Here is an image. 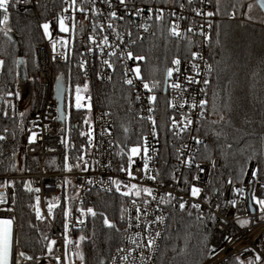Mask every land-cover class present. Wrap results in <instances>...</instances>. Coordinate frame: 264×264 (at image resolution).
Here are the masks:
<instances>
[{
  "label": "trees",
  "instance_id": "trees-1",
  "mask_svg": "<svg viewBox=\"0 0 264 264\" xmlns=\"http://www.w3.org/2000/svg\"><path fill=\"white\" fill-rule=\"evenodd\" d=\"M135 1L169 4L182 0ZM254 3L257 4V0H221L219 13L210 21L212 42L208 45V56L213 62L214 71L206 97L209 100L207 119L202 120L201 133L209 139L207 157L217 155L221 158V166L215 174V181L220 184L229 178L239 181L237 177L241 164L250 156L264 159V12L257 4L256 10L252 8V19L249 20L246 15L247 5ZM65 6L64 0H35L34 7L23 12L11 7L8 25L11 31L7 37L0 32V59L6 61L4 71L0 73V133H5L8 139L0 142V174L28 169L34 171L38 168L39 159L27 155L25 151L30 133L28 121L20 116L19 99L15 95L7 96L6 93H18L20 80L27 81L28 94L34 100V108L36 107L39 80L35 46L43 42L42 22L59 15ZM233 6L236 12L234 19L230 16ZM210 9L216 10L215 0H212ZM169 28L168 20L159 22L155 31L136 46L137 52L147 57V63H142L141 68L145 79L160 81L155 94L163 131L169 115L168 97L164 93L165 70L172 66L174 58H191V51H196L200 42L193 31L186 32L183 39H178L169 34ZM70 44L67 61L54 66V78L56 82L63 77L62 84L72 91L77 84L81 86L88 79L78 67L84 41L74 36ZM17 60L24 63L17 64ZM122 80V68L119 66L111 81H95L94 84L96 107L110 109L115 120L118 153L126 144L131 146L136 143L141 131L145 134L144 124L137 118V104L133 103L134 89L130 90ZM62 93L63 103L65 94L64 91ZM130 93L132 100L128 98ZM5 101H11L16 106L14 114ZM213 105L217 115L212 114ZM4 111L8 112L7 117L2 114ZM68 111V123L61 120L60 126L67 151L63 156L48 159L50 170H64L67 169L66 165H75L78 163L76 157L83 155L86 150V135L81 133H87L88 124L84 121L90 118L91 112L87 108L77 110L74 105ZM221 112L225 115V121L212 124L211 121L218 120ZM125 127L129 129L128 133L124 132ZM5 128L8 129L7 132H4ZM214 132H221L222 136L217 139ZM126 136L129 139L126 140ZM228 143L232 144L231 149L227 148ZM76 168L72 167L71 170ZM261 175L264 176V173ZM28 186L23 179L18 180L14 199L20 226L21 250L36 258L48 254L47 245L54 240V235L47 221L37 218L35 194L34 191H28ZM122 202L127 207L128 201L116 191L95 190V210L105 213L110 220L116 222L121 227V233L106 228L101 216L90 218L87 227L82 230L83 235L88 237L83 242L87 264H99L101 259L107 260L121 244L125 227L119 220ZM63 206L64 200L61 209ZM188 211L193 213L192 217L187 215ZM197 212L205 216L212 214L206 209L184 212L172 207L169 209L168 225L155 264H203L211 257L204 255L201 249L205 238L208 240V248H212L210 237L215 222L208 223L206 229L198 226L195 220ZM61 216L62 212H58L56 217L59 219ZM235 257L236 255H232L220 264H235ZM23 264L35 263L27 261Z\"/></svg>",
  "mask_w": 264,
  "mask_h": 264
},
{
  "label": "built area",
  "instance_id": "built-area-1",
  "mask_svg": "<svg viewBox=\"0 0 264 264\" xmlns=\"http://www.w3.org/2000/svg\"><path fill=\"white\" fill-rule=\"evenodd\" d=\"M35 0H29L28 3L14 5V10L23 12L28 10L29 8L34 7ZM80 0H77L79 4ZM113 3L116 5V10L118 15L124 14V9L119 6L118 0H113ZM130 5L128 11L131 12V5L135 4L140 8L145 9V13L141 16H132L129 18L125 16L124 21H112L115 25L119 27V30L122 35L125 36L124 45H121L122 50H131L134 54H139L136 50V46L142 42L148 35L155 31L157 24L160 21H156L154 19V14L148 13L146 11L147 8H164V20H168V23L171 27L173 21L177 25H179V31L181 32V37L178 39H183L186 36V29L191 27L193 32L199 37L200 42L198 44L197 50L202 53L203 61H196L201 66V75L196 77L201 81L204 78H209L207 71L204 69V63L212 64L213 62L210 60L208 56V43L204 40L203 36L200 35L201 26L205 31L210 32L208 28V24L213 19V17L207 16H197L193 8H202L204 12L211 11V4L208 3V0H204V3H201V0H192V4L189 6L187 0H182L178 3H169V4H160V3H147V2H138L135 0H128ZM180 3H184L185 7L181 9L179 7ZM88 5H86L87 7ZM97 7L103 9V15L99 17H94L91 12H87L81 14L79 12L76 13V31L75 37L84 41L82 54L80 56V62L83 59H87L88 64L87 75H85L88 79V84L90 87L89 94L87 96H91V115L90 121L91 125L88 124L87 132L90 127L92 130V144H89V137L86 135V150L83 153L84 161H87V171H82V167L85 165L82 161L81 167H77L74 170L68 171L64 170H50L48 168V159L50 157H60L66 154L67 144L64 139L63 134L60 131L62 113H61V103L58 97L56 96L55 91V78H54V66L59 63H64L67 60L63 58L62 53L67 51L68 55L71 50V40L72 33H61L59 31L58 23L56 22V18L58 15L51 17L47 22H51L50 31L52 33V39L50 40L47 36L43 34V42L41 44H37L35 46V54L37 59V67H38V101L36 107L32 112L28 115V131L30 133V137L33 133L36 134L34 140H29L26 144L25 151L26 154L32 157H37L39 159L38 168L36 170H26V171H18V172H7L5 174H0V184H2L5 180L9 181V183L14 181V186L10 189L0 188V192H5L6 197L9 201L12 200L16 193V182L20 179H23L28 184H30L31 188L36 189L39 188L40 191L37 193L34 191L35 197L39 195L43 215L46 217L45 220L49 224L51 230L53 231L54 240L56 244L54 245L53 252L51 255L44 254L42 256L36 257L33 262L35 264H56L54 257L57 255H62L64 252V235L73 241L79 243V237L83 235L82 230H84L89 222L91 216L89 215L87 218L81 217V219H85V224L80 225L77 223V216L79 215L76 209L78 207H93L94 201V192L95 190L101 192H112L115 191V185L109 184V178L119 179L128 182V178L125 173L119 170L120 165L124 163L126 157H121L118 154L116 147V137H115V120L112 115H105L106 113H111V110L108 108H99L96 107L95 102V94L96 91L94 89L95 81L100 82H109L107 79L108 76L112 78L115 75V72L112 69L107 68L101 64L102 59H111L114 63L115 68H117L122 64H127L129 68L135 67V63H140L142 68V62H133L131 60H118L116 57H108L104 55L101 57L99 53V49H96L95 52L89 53L87 48L90 46L88 37L89 35H95L97 40L100 41L103 35H108L109 40L112 43H118L115 40V33L111 29H107L108 20V10L106 5L101 3V0H97ZM170 12H175V16H171ZM61 14V13H60ZM59 14V15H60ZM71 9L69 13H64L66 17H70ZM148 15H153L152 20H148ZM87 16V19H85ZM147 21L151 27L147 32L143 29L138 28L136 25L144 23ZM71 28V19L69 18L66 21ZM95 22L97 25L103 23L105 25V30L103 33L100 32L99 28L96 29V32L92 31V23ZM131 28L133 33L132 40H135V44L131 45L127 36L125 35V31L128 28ZM43 33V28H42ZM143 36V40H139L137 37ZM67 39L69 41L68 47L65 48L64 45L60 42L61 38ZM177 38V37H176ZM56 41V49L55 51L52 48V42ZM94 47V46H93ZM110 51V49L105 48V53ZM55 57V59L53 58ZM68 59V58H67ZM191 58L184 59L182 61V73L180 80L184 82V76L193 75L194 72L189 70V62ZM172 67V66H171ZM84 73V70H82ZM103 76L104 79H100L99 77ZM132 74L129 73V77ZM176 74H173V80L175 79ZM112 80V79H111ZM134 84L136 85L134 89V94L139 92L142 99L140 102H136L138 111L143 108L144 112L139 114H143L145 116L148 115L147 108L149 106L147 101V96L149 93L145 89L142 88L138 82L134 80ZM204 87L201 84H193L188 85L189 91L184 93V97L188 99L189 104L192 99L195 98L198 102L200 99L205 98L202 93H200V88ZM66 88V87H65ZM167 97L168 102L174 101L179 104L182 102L181 98L173 92L171 88L167 87ZM87 103V101H84ZM156 111L154 113L156 121H157V129L160 132L159 143L153 140V137L149 134L150 122L146 119L142 121L145 127V135H148V142L150 146H155L159 148V157L154 158L153 161L150 162V167L158 168L160 170L161 176L163 177V187L161 188L159 182H153L151 180H142L140 183L158 189V191H172L173 195L180 197L182 196L184 200L189 201V203H200L201 209H206L212 214L214 213L216 216L214 228L210 237V245L216 247V251L218 253L217 256H211L207 261L203 264H220L224 260L228 259L232 255L240 256L242 254V258H253L257 253L264 256V220H261V213L259 211V205H256L253 200H251L249 193L253 190L252 181L249 178L251 172L253 171V165H255L256 161L251 160L249 167H247L246 172L249 173V177L243 178V183L240 181L234 180V185H229L227 183L228 179L223 183H219L215 181V174L221 166V158L217 155H213L207 157V149L200 147V158H198V162L205 167V172L200 174L199 181H193L197 186L202 188V192L198 198H193L190 196V192L188 191V186L185 185L182 180L179 184H176L175 181H172L169 177V173L174 169L179 168V171L176 172L177 179L181 178V173L188 176L189 181H191V177L193 173L187 172L184 168L180 167L179 161L176 158L175 152L177 148H180L183 144H188L189 148L185 151L187 155L188 151L194 150L197 146L191 140V136L199 135V137L205 141L206 144L209 143L208 137H206L200 131L197 133L195 131L184 132L181 136H174L171 131L168 130L170 125L169 117L175 116L178 121L182 120V113H188L190 118L195 121L193 127L200 126L202 123V119L198 118V113L200 112L199 108L190 109L188 105H185L183 109L176 108L172 109L168 105L169 115L166 120L165 130L161 129L160 117L158 114V105L156 101ZM109 129L111 135L102 134L104 129ZM0 135H7L5 133H0ZM8 139L0 142H6ZM111 142V143H110ZM94 145V146H93ZM150 155L152 153L150 152ZM211 160L216 161V166L212 167ZM98 162V163H97ZM110 167H107L109 165ZM142 162L137 158V165L134 166L133 171H136V167L139 166ZM66 179L68 181L73 182V187L71 184H68V189L66 188ZM86 180H93L94 183L92 185H88L85 183ZM102 182V183H101ZM264 183V181H261ZM234 187H242L244 188V193L242 195H238L234 191ZM111 188V191H105V189ZM90 189V190H89ZM255 195L259 198H264V190L260 188L259 185H256L254 188ZM58 198V199H54ZM64 200V206L62 209L66 210L71 207V215L69 217H65L61 204ZM236 200V206L232 207L229 204V201ZM81 201H83V205H81ZM57 203L58 207L53 209V213L49 214L47 210L48 203ZM175 203V202H174ZM36 204V201H35ZM219 204L220 207L217 209L216 205ZM9 206L15 208V211L12 213H8L5 209ZM130 205L127 204V207ZM155 208V204L153 203L150 206L149 211ZM171 207L167 205L161 206V211L155 213L154 215H163L166 220L164 223L159 225L158 230L161 232L162 239L157 241L158 248L160 249L163 237L165 235V231L168 225V211ZM252 208L254 210H252ZM95 209V208H94ZM175 209V208H174ZM191 208H187L185 211L190 210ZM62 212V216L58 219L57 213ZM133 216L135 212L133 211ZM15 215L17 220L15 222V230H14V240H18V244H14V248H19L20 246V226L18 222L17 216V205L16 202L12 205L9 203L0 204V216H11ZM55 216L53 219L52 216ZM149 219H154V216L149 217ZM248 219L250 220L249 224L239 225L237 223L238 220ZM65 223L68 224V228L65 229ZM140 231V229L133 228L129 232L124 233L122 236V242L127 247V243L124 241V237L131 235L132 233ZM70 252L75 251V245L68 246ZM80 249L83 250V243L80 244ZM245 249H249L250 251H245ZM158 251L155 252L153 257V261L149 262V264H155L157 260ZM116 255V250L113 252L112 256ZM147 255V253H146ZM28 260H23L22 264L27 262ZM75 264H82V262L75 258Z\"/></svg>",
  "mask_w": 264,
  "mask_h": 264
},
{
  "label": "snow or ice",
  "instance_id": "snow-or-ice-1",
  "mask_svg": "<svg viewBox=\"0 0 264 264\" xmlns=\"http://www.w3.org/2000/svg\"><path fill=\"white\" fill-rule=\"evenodd\" d=\"M29 0H0V10H3V17L0 19V25H3V27H0V32H3L4 35L7 37L11 31V28L9 25V9L13 7L14 5L19 4H26ZM188 5L190 6L192 4V0H187ZM259 6L261 9H264V0H258ZM64 3L66 4L65 7L61 9V14L57 16L56 22L59 26V31L61 33H69L71 31L72 36L74 38L77 21H76V13L79 12L81 14L91 12L94 17H99L103 15V9L100 7H97V0H80L79 4L77 3V0H64ZM101 3L103 5H106L108 10V20L107 23V29L113 30L115 33V40L118 41V43H112L109 40L108 35H103L102 39L100 41L97 40L95 35H89L88 41L90 46L87 48V51L89 53L95 52L96 49H99V53L101 57L104 55H107L108 57H116L118 60H131L134 63L135 62H142L147 63V57L145 55L141 54H134L131 50H122L121 45H124L125 42V36L121 34L119 27L115 25L112 21H124L125 16H128L131 18L132 16H141L145 13L144 8H140L136 6L135 4L131 5L132 11L129 12L128 9L130 7L128 0H118L119 6H121L124 9L123 15H118V12L116 10V5L113 3V0H101ZM201 3H204V0H201ZM208 3L211 4L212 0H208ZM86 5H88L86 7ZM179 7L183 9L185 7L184 3H180ZM221 7V0H215V11H207L204 12L202 8H193L192 11L195 12L197 16H207V17H214L216 16ZM248 13H246L249 20L252 19L251 11L253 8L252 4L247 5ZM71 9L70 17H66L64 13H69V10ZM146 11L148 13L154 14V19L156 21L163 22L164 21V8H147ZM171 16H175V12H170ZM231 18H235L236 12H235V6H233V11L230 13ZM71 19V28L69 27V24L66 22L68 19ZM85 19H87V16H85ZM148 20L153 19V15H148ZM138 28L143 29L145 32L149 30L151 25L145 21L144 23L136 25ZM51 22H45L42 25L43 28V34L47 36L50 40L52 39V33L50 31ZM99 28L100 32L103 33L105 30V25L103 23L97 25L95 22L92 23V31L93 33L96 32V29ZM208 28H212V24H208ZM193 29L191 27H188L186 29V32H192ZM169 34L172 37H181V32L179 31V25L175 23V21L172 22L171 27L169 28ZM125 35L127 36L129 43L131 45L135 44V40H132L133 33L131 31V28L129 27L125 31ZM200 35L203 36L204 40L211 45L212 42V36L211 33L208 31H205L203 29V26H201ZM219 33H217V36ZM139 40H143V36L137 37ZM60 42L64 45L65 48L68 47L69 41L67 39L61 38ZM56 41L52 42V48L55 51L56 49ZM74 39H73V47H74ZM217 43H219V40H217ZM189 44L191 45V41H189ZM94 46V47H93ZM105 48L110 49L107 53H105ZM63 58L67 60L68 53L67 51L62 53ZM55 59V57H53ZM203 61L202 53L199 51H191V59L189 62V70L191 72L195 73V76L193 75H186L184 76V82L182 83L180 80L181 73H182V61L179 57L174 58L171 61L172 67H168L165 70V86L168 88H171L174 93H176L182 100L181 103L177 104L174 101H169L168 105L172 109L180 108L183 109L185 105H188L190 109H196L199 108L200 112L198 113V118L202 120H206V110L207 106L209 104V100L207 97L208 88L211 85L212 81L210 79L211 74L213 73L214 69L212 64L204 63V69L208 73L209 78H204L202 81L200 79H197L196 77H199L201 75V66L196 61ZM17 64L24 63L22 60H17ZM6 61L4 59H0V73L4 71ZM88 64L87 59L81 60L78 67L82 70H84V74L87 75V68L86 65ZM101 64L103 66H106L109 69H112L113 72L116 71L114 63L111 61V59H102ZM122 73H123V80L122 83L124 85H127L129 89L131 90L136 85L134 84V80L138 82L140 85H142V88L149 93L147 96L148 101V108L147 113L148 115L145 116L143 114L138 115V119L140 121H144L145 119L150 122V129L149 134L153 137V140L156 141V143H159V136L160 132L157 129V121L155 118V111H156V101L157 96L155 94V90L159 88L160 81L156 79H152L151 81H148L145 79V77L142 74L141 64L135 63V67L129 68L127 64H122ZM153 71H156L153 69ZM129 73L132 74L131 77H129ZM176 74L175 79L173 80V74ZM100 79H104L103 76L99 77ZM63 79V77L58 78V84H57V90L58 93L62 88V84L60 81ZM107 79L111 81L112 77L108 76ZM203 84L204 87L200 88V93L204 95L205 98L200 99L198 102L195 98L192 99L191 103L189 104V101L187 98L184 97V93L189 91L188 85L193 84ZM89 89V85L85 83L83 85V88L79 84L75 87V108L77 110L82 108H87L89 112H91V96H83L81 95L82 92H87ZM7 96H17L19 93H13L11 91L6 93ZM215 97V93L213 94ZM129 100H132L131 93L129 94ZM142 99L139 92L135 94L133 103L140 102ZM87 101V103H84L83 101ZM5 103L9 104V106L12 109L13 114L16 111V106L11 103V101H5ZM71 107V103L69 104ZM131 107V105H130ZM140 113L144 112V109L141 108L139 110ZM5 117L8 116V112L4 111L2 113ZM213 115H217L216 107L213 105ZM24 113L21 112L20 116L23 117ZM105 115H111V113H106ZM170 125L168 130L173 133L174 136H181L184 132H199L200 127H202V124L197 127H193L195 121L190 118V115L188 113H182V120L178 121L175 116L169 117ZM225 121V115L221 112L219 114L218 120L211 121L212 124H217L220 122ZM85 124L91 125L90 119H85ZM8 129L5 128L4 132H7ZM124 132L128 133L129 129L127 127L124 128ZM102 134L111 135V132L109 129H104ZM81 135H87L89 137V144H92V130L91 127L87 133H81ZM213 135L219 139L222 136L221 132H214ZM36 134L33 133L30 137L31 140L35 139ZM7 137L5 135H0V141L6 140ZM126 140L129 139L127 136L125 138ZM191 140L194 142V144L197 146L194 150L188 151L187 155L185 154V151L189 148L188 144H183L180 148L176 149L175 155L177 160L179 161L180 167L184 168L187 172L193 173L191 177V181H189L188 176L181 173V178L177 179L176 172L179 171V168L174 169L172 172L169 173V177L172 181H175L176 184H179L182 180V182L188 186V191L190 192V196L193 198H198L202 192V188L197 186L196 183H193V181H199L200 180V174L205 172V167L202 166L201 163L198 162V158H200V147L207 149L208 144L205 143L204 140H202L199 135L191 136ZM111 143V142H110ZM94 146V145H93ZM228 149L232 148V144L228 143L227 145ZM125 148H127V151H125ZM150 152L152 155H150ZM121 157H126L124 160V163L120 165L119 170L126 174L128 178V182L125 183L124 181H121L119 179H112L109 178V184L115 185V191L117 193H120L121 197L128 201L129 207H125L123 202L121 203L120 207V216L119 220L122 222L125 227L123 228V232L127 233L131 229L136 228L140 229V231H136L132 233L131 235L125 236L124 241L127 243V247L124 243H121L116 247V255L110 256L107 260L101 259L99 261V264H149V262L153 261V257L155 255V252L159 250L157 241L162 239L161 232L158 230L159 225L164 223L166 218L163 215H154L157 212L161 211L162 205H167L172 208H175L176 210L180 212H184L187 208L201 209L200 203H189V201H186L183 199L182 196L177 197L173 195L172 191H158V189L146 186L139 181L142 180H151L153 182H159L160 187H163V177L161 176L160 170L158 168L150 167V162L153 161L154 158L159 157V148L155 146H150L148 142V135H145L143 131L139 134L137 138V142L132 144L131 146H128L127 144L125 147H122L120 149V152L118 153ZM15 155V153H13ZM137 158L142 162L139 166L136 167V171H133L134 166L137 165ZM67 159V157H66ZM252 159L256 160L255 165H253V171L250 174L245 171L247 167H249L250 161ZM76 160L78 163L75 165H66L67 170L71 171L72 167H81L80 161L83 162L85 165L82 167V171H87V161H84V158L82 155H78L76 157ZM212 167L216 166V161L211 160ZM98 163V162H97ZM107 165V167H110ZM15 166L13 165V168ZM264 173V159H262L259 156L252 157L250 156L248 159H246L239 169V175L237 179L243 183V178L249 177L252 181L253 190L249 193L251 200L254 201L256 205H259V211L261 213V220H264V198H259L255 195L254 188L256 185H259L262 190H264V183L261 181L264 180V176L261 174ZM65 183H71V181H65ZM86 184L92 185L94 183L93 180H86ZM102 183V182H101ZM227 183L229 185H234V181L232 178H229ZM12 186H14V181L9 183V181L5 180L2 184H0V188L3 189H10ZM90 190V189H89ZM111 188L105 189V191H111ZM28 191L32 192H39L40 189L36 188L33 189L30 187V184L28 186ZM235 193L238 195H242L244 193V188L242 187H234ZM58 199V198H54ZM35 210L37 218L40 220L45 219L46 217L42 214L41 210L39 209V201L40 197L37 195L35 197ZM175 202V203H174ZM9 203L10 205L15 203L14 197L11 201H9L6 197L5 192H0V204ZM155 204V208L152 209V211H149L150 206L152 204ZM237 201L231 200L229 201L230 206L235 207ZM81 205H83V201H81ZM57 203H48L47 210L49 214L53 213V209L55 207H58ZM217 209H219L220 205H216ZM6 212L12 213L15 211V208L12 206H9L5 209ZM71 207L67 208L66 210L62 209V212L64 216L67 218L71 215ZM78 212L77 216V223L80 225L85 224V219H81V217L87 218L89 215L92 219H95L97 216H101L103 220V225L111 230L116 231L117 233H121V227L118 226L116 222H113L108 218V216L103 212H97L93 207H78L76 209ZM133 211L135 212V215L133 216ZM187 215L189 217L193 216V213L191 211L187 212ZM154 216V219H149V217ZM52 218L54 219L55 216L53 215ZM17 220V217L15 215L11 216H0V264H22L23 260L33 261L35 257L28 255L25 251L20 250L19 248H14V244H18V240H14V230H15V222ZM195 220L198 222V226H203L205 229L207 228L208 223L215 222L216 216L215 214H210L208 216L202 215L199 212H197L195 216ZM242 226L244 224L249 223L250 221L242 220L238 221ZM65 229L68 228V224L65 223L64 225ZM123 234V233H122ZM95 235V232H93V236ZM47 239V238H46ZM88 237L81 235L79 237V243L76 241H73L67 237V235H64V252L62 255H57L54 257L56 264H75V258H78L82 264H87V259L85 256V253L83 250L80 249V244L83 243L85 240H87ZM56 244L55 240H52L47 245V251L49 255L53 252V246ZM203 247L201 249L202 253L206 256H217L218 253L216 251V247L213 246L211 249L208 248V240L205 238L202 242ZM69 245H75L76 250L71 251L69 250ZM245 251H250L249 249H245ZM147 253V255H146ZM235 264H264V256L257 253L253 258H242V254L240 256L235 257Z\"/></svg>",
  "mask_w": 264,
  "mask_h": 264
},
{
  "label": "rangeland",
  "instance_id": "rangeland-1",
  "mask_svg": "<svg viewBox=\"0 0 264 264\" xmlns=\"http://www.w3.org/2000/svg\"><path fill=\"white\" fill-rule=\"evenodd\" d=\"M257 4H258V1H257ZM257 4L254 3L253 4V8L256 10L257 9ZM259 5V4H258ZM3 17V10H0V19H2ZM47 22V21H46ZM43 23L45 22H42V25ZM3 25H0V27H2ZM88 84V83H87ZM84 85V84H83ZM83 85H81V88H83ZM89 85V84H88ZM28 83L27 81L23 82V80L21 79L20 80V83H19V89H18V99H19V106H20V113L23 112L24 113V118L27 120L28 118V115L32 112V110L34 109V106H33V99L30 97V95L28 94ZM89 90H90V87L88 89L87 92H82L81 95L85 96L87 94H89ZM63 91H64V102L61 104V113H62V120H64L66 123H68V115H69V104L71 103V105H74L75 104V88L71 91L70 89H68L67 87L65 88V86L63 87ZM86 101V100H85ZM84 102V101H83ZM127 151V150H126ZM66 181H68V179H66ZM68 184L69 183H66V188L68 189ZM71 184V187H73V182L70 183ZM39 209L41 210L42 214H43V211H42V208H41V205L39 204ZM44 220V219H43ZM243 220H247V221H250L248 219H243ZM238 221H242L241 220H238ZM237 221V223L239 225H241L239 222ZM250 223V222H249ZM247 223V224H249ZM246 225V224H244ZM242 226V225H241Z\"/></svg>",
  "mask_w": 264,
  "mask_h": 264
},
{
  "label": "water",
  "instance_id": "water-1",
  "mask_svg": "<svg viewBox=\"0 0 264 264\" xmlns=\"http://www.w3.org/2000/svg\"><path fill=\"white\" fill-rule=\"evenodd\" d=\"M258 1V0H257ZM258 4H259V2H258ZM260 7V6H259ZM262 11L264 12V9H262ZM60 83L62 84V80L60 81ZM57 84H58V79H57V81H56V85H55V91H56V96L58 97V99L60 100V103H62L61 101H62V92H63V87H64V85L62 84V88H61V90L59 91V93H58V90H57ZM167 92V87L164 85V93H166ZM252 210H254L253 208H252Z\"/></svg>",
  "mask_w": 264,
  "mask_h": 264
}]
</instances>
